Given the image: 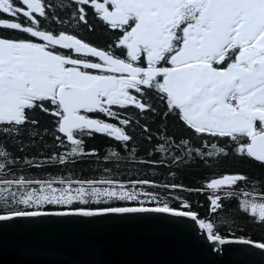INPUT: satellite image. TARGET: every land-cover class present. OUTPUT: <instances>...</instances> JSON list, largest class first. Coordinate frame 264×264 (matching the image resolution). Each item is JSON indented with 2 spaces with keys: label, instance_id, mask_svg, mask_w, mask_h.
Masks as SVG:
<instances>
[{
  "label": "snow or ice",
  "instance_id": "snow-or-ice-1",
  "mask_svg": "<svg viewBox=\"0 0 264 264\" xmlns=\"http://www.w3.org/2000/svg\"><path fill=\"white\" fill-rule=\"evenodd\" d=\"M69 5V20L52 11ZM90 17L111 33L107 47L78 34L95 30ZM52 21L61 27H51ZM40 115L50 118L51 128L41 127ZM149 116L160 120L155 132ZM169 118L178 133L169 132ZM132 127L150 145L139 160L147 167H190L230 155L264 166V0H0V227L46 218L99 225L158 214L194 222L217 246L212 251L224 245L264 250V240L231 229L225 235L224 221L201 218L187 199L174 195L210 190L209 213H219L223 200L236 197L231 189L248 182L244 174H224L202 188L111 175H16L21 164L66 167L97 156L86 150L85 136L102 134L129 151L136 140ZM45 136L52 139L50 155L21 157L10 150V144L21 152L30 151L28 145L47 148ZM137 156L132 147L128 158ZM106 159L125 157L110 151ZM241 195L239 209L264 228V191ZM26 243L39 248L41 240Z\"/></svg>",
  "mask_w": 264,
  "mask_h": 264
},
{
  "label": "water",
  "instance_id": "water-1",
  "mask_svg": "<svg viewBox=\"0 0 264 264\" xmlns=\"http://www.w3.org/2000/svg\"><path fill=\"white\" fill-rule=\"evenodd\" d=\"M76 218L17 221L0 227V264H264V250L218 246L194 222L166 215L113 219L99 225ZM39 226H35V225ZM39 237V248L26 243Z\"/></svg>",
  "mask_w": 264,
  "mask_h": 264
},
{
  "label": "trees",
  "instance_id": "trees-1",
  "mask_svg": "<svg viewBox=\"0 0 264 264\" xmlns=\"http://www.w3.org/2000/svg\"><path fill=\"white\" fill-rule=\"evenodd\" d=\"M53 3L56 4L57 2L54 1ZM53 11L57 14L56 9H53ZM50 26L57 28L58 25L52 21L50 22ZM107 38L108 36L104 40ZM38 118L41 120L42 128L52 127L49 117L40 115ZM144 122L145 120L142 119L141 124ZM146 122L151 125L153 132L156 131L160 124L159 118H155L154 120L151 116L146 118ZM167 123L170 133L179 132V127L174 118H169ZM129 131L136 137L135 143L129 144V151H126L119 142L102 134H96L91 137L85 136L86 150L90 151L95 149L98 153L97 156L88 157L83 161L66 167L46 164L44 167L37 169L29 168L21 164L15 169L16 175L23 174L26 178L31 179H50L55 176L68 178L69 174H71L73 179H98L111 175V178L125 181L130 179H152L158 184L177 183L183 184L186 188H202L209 180L218 178L221 175L244 174L249 178L248 182H238V185L231 189L237 195L234 198L223 200L224 209L219 213H209L207 196L211 194L210 190L202 193L176 190L174 195H179L187 199L192 204V209L197 211L201 218L216 219L217 223L224 221L221 227L223 234H229V229H231L236 236L245 235L254 241L264 240V228L251 222V218L238 207L239 200L244 198L241 195L242 191H253V189L257 192L264 191V166H261L258 162H254L251 159H240L230 155L221 160H211L208 164L190 162L192 163L190 167L183 165L179 167L175 165H169L168 167H147L140 164L139 160L147 158V151L150 145L143 138L139 127L129 128ZM44 143L47 144V148H44L43 145H28V141L25 140V144L31 149L25 152L19 151L16 145L10 144L9 147L16 156L21 157L25 155H50L52 145L51 137L45 136ZM132 147H136L138 153L136 161L128 158ZM110 151L120 152L121 156L125 157V159L120 161L106 159ZM105 168L111 169V173L105 172ZM170 171H174L176 175L174 177L169 175ZM156 190L162 191L161 189ZM217 194L223 195L222 192Z\"/></svg>",
  "mask_w": 264,
  "mask_h": 264
},
{
  "label": "flooded vegetation",
  "instance_id": "flooded-vegetation-1",
  "mask_svg": "<svg viewBox=\"0 0 264 264\" xmlns=\"http://www.w3.org/2000/svg\"><path fill=\"white\" fill-rule=\"evenodd\" d=\"M54 1L57 2L56 4L60 3V0H53L52 2H54ZM64 4L68 5V0H64ZM73 7L74 6H71V5H69L66 8L65 7H61L59 9H56V12L62 19L69 20V17H70L71 11L73 10ZM89 20H90V23H92L94 25L95 30L90 32L86 28H84L82 30H79L78 34L83 39H85L87 42H90V43H92L95 46L102 47V48L107 47V45L109 43H111V33L110 32H106L104 30V27L101 26V25H98L96 23V21L94 19H92L91 17L89 18ZM59 27H61V26L58 25L57 28H59ZM63 27L67 28L69 30H72V29L69 28L68 24L63 25ZM107 36H108V38L106 40H104V38L107 37ZM130 112H134V110H130ZM122 115H125V113H122ZM99 118L108 119V118H106V117H104L102 115ZM109 122H115V121H111L110 120Z\"/></svg>",
  "mask_w": 264,
  "mask_h": 264
}]
</instances>
